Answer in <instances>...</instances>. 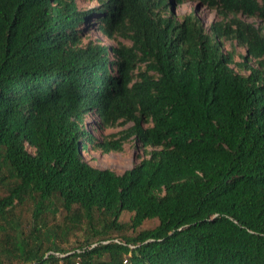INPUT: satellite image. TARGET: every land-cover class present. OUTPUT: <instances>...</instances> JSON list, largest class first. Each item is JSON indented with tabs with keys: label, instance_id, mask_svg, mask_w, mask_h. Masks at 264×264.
Masks as SVG:
<instances>
[{
	"label": "trees",
	"instance_id": "1",
	"mask_svg": "<svg viewBox=\"0 0 264 264\" xmlns=\"http://www.w3.org/2000/svg\"><path fill=\"white\" fill-rule=\"evenodd\" d=\"M97 2L0 0V264H264V30L244 19L264 0ZM90 116L128 127L97 138ZM132 138L150 150L123 174L84 157Z\"/></svg>",
	"mask_w": 264,
	"mask_h": 264
},
{
	"label": "rangeland",
	"instance_id": "2",
	"mask_svg": "<svg viewBox=\"0 0 264 264\" xmlns=\"http://www.w3.org/2000/svg\"><path fill=\"white\" fill-rule=\"evenodd\" d=\"M78 7L82 10L95 7L98 5L97 0H77ZM198 11L201 18L204 20L206 25L209 27V25L212 23V21L216 18L215 12L210 11L206 7H202L199 5L198 2L194 1H187L183 5H181L176 10V15L180 19L186 15L190 14L194 11ZM248 22H251L255 24L257 27H261L264 30V24L260 21V19L257 18H244ZM101 40L106 45H113L112 41H109L108 39L104 38L101 35H98ZM96 37V36H94ZM123 43L127 45H131V42L126 39H119ZM223 50L228 53L232 52L234 54V59L236 63L242 62V57L246 54V51L244 48L240 47L236 42H224V48ZM233 67V66H232ZM235 70H238L237 67L234 68ZM88 121L90 122V129L92 132L96 135L97 138H100L101 135L103 136H110L112 134H117L120 131L126 129L127 126H120L113 129H108L105 131H100L95 127V120L92 116L89 117ZM30 151L33 152L32 148H29ZM150 149L144 150L141 145L135 141L134 138L127 141L123 146V151L119 153H109V154H102L98 150L89 149L88 151L84 152L85 159L93 166L100 168V169H110L115 171L118 174H123L126 170H129L133 168L136 164H138L142 159L148 158V151ZM9 184V177L3 173H0V195L6 194V188ZM32 205L31 203L29 205H25V207H18L14 211V214L16 218H19L24 227L26 226V229H29V225H31L32 221ZM65 215V211L62 209L60 210L56 216L53 214H47V221L52 224H60L62 225V219ZM131 213L124 212L120 218V221L123 223H127L130 221ZM158 224L157 220H148L146 221L141 229H151L155 227ZM124 232V233H123ZM76 234L73 235L71 233L67 238L64 239V246L67 249H70L72 247H79L81 244L86 243V240H90L93 238V233L89 231H77ZM131 235L132 231L130 230H124L122 232H114L112 235L114 236V239L121 240V235ZM95 242V239L93 240Z\"/></svg>",
	"mask_w": 264,
	"mask_h": 264
},
{
	"label": "clouds",
	"instance_id": "3",
	"mask_svg": "<svg viewBox=\"0 0 264 264\" xmlns=\"http://www.w3.org/2000/svg\"><path fill=\"white\" fill-rule=\"evenodd\" d=\"M95 120V119H94ZM95 122V121H94Z\"/></svg>",
	"mask_w": 264,
	"mask_h": 264
}]
</instances>
